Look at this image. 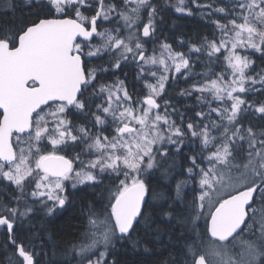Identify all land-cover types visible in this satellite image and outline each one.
Segmentation results:
<instances>
[{"label":"snow or ice","instance_id":"6c2138e0","mask_svg":"<svg viewBox=\"0 0 264 264\" xmlns=\"http://www.w3.org/2000/svg\"><path fill=\"white\" fill-rule=\"evenodd\" d=\"M18 7L0 0V264H40L39 233L77 197V234L59 256L49 234L46 264L149 243L176 251L161 264H264V0ZM169 9L210 36L160 39Z\"/></svg>","mask_w":264,"mask_h":264},{"label":"trees","instance_id":"16d2710c","mask_svg":"<svg viewBox=\"0 0 264 264\" xmlns=\"http://www.w3.org/2000/svg\"><path fill=\"white\" fill-rule=\"evenodd\" d=\"M17 2L21 5V7H18L17 9V15L20 14L21 10L27 11L26 8L22 7V0H17ZM162 31L158 33L160 39H167V42L173 44L176 46L178 44V39L183 38L187 40L188 38H196L197 36H203V35H209L211 34V28L205 24L203 20L200 19V16L197 14L192 17H179L174 11L169 9L164 14V23L160 25ZM149 49H151V45H149ZM186 51V48L184 49ZM259 64V61H257ZM130 71V79L132 76L135 75V70H128ZM196 71H201V68L197 67ZM180 87H187V85L180 83L179 86L175 89V91L172 90V88H169L168 94L175 97L176 93L179 91ZM175 102V101H174ZM195 103V98L192 97L191 99L184 100L181 99L178 107H183L185 105H190ZM154 183L156 186V191H169L170 189L166 188V181L159 178V176L154 177ZM175 181L172 182V188L174 189ZM89 193V199H95L99 200V195L92 194L91 190H85ZM99 192V190H97ZM174 195V191L172 192ZM106 195V194H105ZM190 198V196H189ZM79 214V197H77V203L75 208H70L67 213H65L63 216H61L59 219H56L52 224L49 225L50 233L49 232H40L39 233V239L36 240L37 252H40L41 255L39 257L40 264H46V262L52 258L53 256V248L51 244L46 245L45 247L41 248L39 245L43 241H46L49 237V234H51L53 240L59 247L55 249L56 255L59 256L66 247V241L70 242L72 241L74 235L77 233L74 231L76 227H78V221L75 219H72L74 215L78 216ZM35 228L34 231H39L41 228L40 221H35ZM69 224L72 225V227H69ZM135 236V234H134ZM6 237V236H5ZM2 239V236H0V240ZM5 241V238L3 236V240L0 242V244H3ZM178 247V246H177ZM149 248H151V251L146 252L143 247H141L138 251L134 250L130 244H126L124 247H120L118 245V254L116 256V259L119 261V264H161V262L168 258L169 256H175L177 255L176 251L173 249H161L160 247L153 248L152 244L149 243ZM44 253H47V255H44ZM0 260H2V257H0Z\"/></svg>","mask_w":264,"mask_h":264},{"label":"flooded vegetation","instance_id":"af4514ba","mask_svg":"<svg viewBox=\"0 0 264 264\" xmlns=\"http://www.w3.org/2000/svg\"><path fill=\"white\" fill-rule=\"evenodd\" d=\"M0 236H2V239L0 240V242H1V241L3 240V236H4V235H0ZM4 238H5V240H6V237H5V236H4Z\"/></svg>","mask_w":264,"mask_h":264}]
</instances>
